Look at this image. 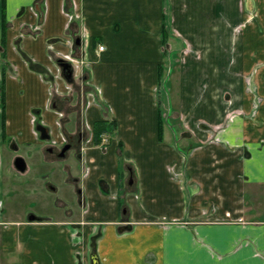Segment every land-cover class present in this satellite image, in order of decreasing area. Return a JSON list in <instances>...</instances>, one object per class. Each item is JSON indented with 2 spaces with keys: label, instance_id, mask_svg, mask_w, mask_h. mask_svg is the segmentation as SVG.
Listing matches in <instances>:
<instances>
[{
  "label": "crops",
  "instance_id": "crops-1",
  "mask_svg": "<svg viewBox=\"0 0 264 264\" xmlns=\"http://www.w3.org/2000/svg\"><path fill=\"white\" fill-rule=\"evenodd\" d=\"M0 45L20 142L40 143L35 109L62 142L67 54L93 88L83 127L116 126L77 161L80 211L6 218L0 199V264H264V0H0Z\"/></svg>",
  "mask_w": 264,
  "mask_h": 264
},
{
  "label": "rangeland",
  "instance_id": "rangeland-1",
  "mask_svg": "<svg viewBox=\"0 0 264 264\" xmlns=\"http://www.w3.org/2000/svg\"><path fill=\"white\" fill-rule=\"evenodd\" d=\"M169 67H167L168 70ZM253 74H255L254 71ZM244 79L248 83V81L251 80V75H245ZM84 85L86 91L91 92L93 90V88L91 90L90 84ZM159 85V89L163 92L167 93L168 89L171 90L169 77H165L164 82L162 80ZM177 86V88H173L171 93L180 91L179 85ZM76 91H79V88L77 84H74L71 91V100L63 101L61 107L64 111L63 114L67 116L69 121L67 122V126L73 131H76V119L79 121L81 119L77 115L78 107H75L78 98L77 95L74 94ZM164 101L166 106H169L167 94H165ZM259 101L260 100H258V103ZM174 104L177 105V100H175ZM10 141V136L5 139L4 142L8 145V149L1 152L0 159V180H3V187L5 190L0 196L3 206L5 207L3 215H5L6 218L32 217L38 215L57 219L60 217L68 218V216H66L67 212L80 211L79 190L76 189L77 185L75 182L70 180V176L77 174L76 169L78 168V162L74 160L73 154L71 153L69 159H51L47 157L49 154L46 156L44 151H40L39 144H31L30 147L26 146V149L21 147L19 150L15 151ZM27 149H31L33 153L29 161V169L25 173L17 172L13 167V156L20 154L25 156ZM69 164L73 165L74 168L68 167Z\"/></svg>",
  "mask_w": 264,
  "mask_h": 264
},
{
  "label": "flooded vegetation",
  "instance_id": "flooded-vegetation-1",
  "mask_svg": "<svg viewBox=\"0 0 264 264\" xmlns=\"http://www.w3.org/2000/svg\"><path fill=\"white\" fill-rule=\"evenodd\" d=\"M3 35V33H2ZM7 38V36H6ZM1 41H2V36H1ZM5 44H7V39L4 43V47L6 46ZM1 46V45H0ZM2 48H4L3 46H1ZM1 55V54H0ZM2 57L5 58V54H2ZM6 67L7 64L2 65L1 67V75L3 74V72L6 71ZM5 77L2 75L1 78V83H0V108H1V113H2V124H1V130H2V136L1 139L3 140V144L5 146V150L8 149V145L5 144V139L9 138L10 136V144L13 145V148L16 150H19L21 147H26L29 146L31 144H34V142H28V143H23L20 142L18 140L19 135L16 137L14 135H10L8 133L7 130V125H6V119H7V86H6V82L4 79ZM75 84V82L71 86V90H69L70 92H68L65 95H61L59 93H57L56 89H57V85H54V90L56 91L55 95L51 98V109H53L56 113V124L59 125V130H60V135L62 142H59V140L57 139V136L54 132L53 127L47 123L46 118L44 117V113L41 112L40 109H35L34 111L31 112L30 114V123H31V131L33 133V135L35 136V138H37L39 140V149L40 151H44L45 155L47 156V154H49V156H47L48 158L50 157L51 159L53 158H57V159H69V156L71 155V153L74 156V160H83L84 158V154H85V149H84V145L85 143H88L89 139L93 138V130L88 134V130L87 127H83L82 121L77 120V124H76V131L73 132V130H70V128L67 126V116H65V114H63V110L61 109L62 107V102L63 101H70L71 100V91H72V87ZM75 92V91H74ZM79 92V93H78ZM4 95V99H5V104L4 107L2 108V97L1 95ZM77 95V102L75 104V107H78V111H77V115L78 117L81 116L82 112V105L84 104V100H85V95L88 96V92L84 93V89H80L79 91H76V93H74ZM39 126H44L46 128V133L45 136L43 137V132L42 130L39 128ZM49 136H48V135ZM94 140V139H93ZM67 147V149L64 151V149ZM26 149V148H25ZM4 150V151H5ZM30 151L31 149H27V152L24 155H17V156H13L12 162H13V167L17 172L20 173H25L28 171L29 169V161L30 158H32V155H30ZM3 152V151H2ZM32 153V152H31ZM21 158L23 163H25V168L23 170H21L18 165H17V159ZM0 159H1V154H0ZM79 167V169H81V165H77ZM68 167H71V165L69 164ZM82 170V169H81ZM71 180L73 182H75V184L77 183V177L73 178L72 176L70 177ZM74 179V180H73ZM76 189L79 190V194L82 193V188L81 186H79V184H77ZM82 202V200L80 199V203ZM35 217L37 216V218H42L43 216H38V215H34Z\"/></svg>",
  "mask_w": 264,
  "mask_h": 264
},
{
  "label": "trees",
  "instance_id": "trees-1",
  "mask_svg": "<svg viewBox=\"0 0 264 264\" xmlns=\"http://www.w3.org/2000/svg\"><path fill=\"white\" fill-rule=\"evenodd\" d=\"M69 2V1H68ZM7 23L5 20H3V27H2V42L5 43L6 41V36H7ZM168 38V33L166 31V29H164V40L166 41V39ZM1 91V89H0ZM2 97V108L4 107L5 104V99H4V95H1ZM115 123L114 121H107V120H98L94 123L93 125V139L94 142L97 144L102 143L104 135H111L114 132L115 129Z\"/></svg>",
  "mask_w": 264,
  "mask_h": 264
},
{
  "label": "water",
  "instance_id": "water-1",
  "mask_svg": "<svg viewBox=\"0 0 264 264\" xmlns=\"http://www.w3.org/2000/svg\"><path fill=\"white\" fill-rule=\"evenodd\" d=\"M79 40H77L78 42ZM59 65L62 67V72L64 77L68 82H73L74 81V66L72 65L71 62L65 61L63 59L58 60ZM39 128L43 132V137H46L44 133H46V128L44 126H39ZM48 135V134H47ZM49 136V135H48ZM68 146L64 149V151L67 149ZM17 165L18 167L23 170L25 168V163H23L21 158L17 159Z\"/></svg>",
  "mask_w": 264,
  "mask_h": 264
},
{
  "label": "built area",
  "instance_id": "built-area-1",
  "mask_svg": "<svg viewBox=\"0 0 264 264\" xmlns=\"http://www.w3.org/2000/svg\"><path fill=\"white\" fill-rule=\"evenodd\" d=\"M105 47L103 45L100 46V50H103ZM66 59H69L71 61H75V58L70 55V54H67V56L65 57Z\"/></svg>",
  "mask_w": 264,
  "mask_h": 264
}]
</instances>
